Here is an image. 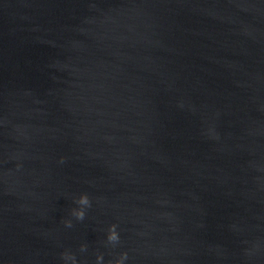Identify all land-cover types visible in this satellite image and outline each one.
Instances as JSON below:
<instances>
[{
    "label": "water",
    "instance_id": "water-1",
    "mask_svg": "<svg viewBox=\"0 0 264 264\" xmlns=\"http://www.w3.org/2000/svg\"><path fill=\"white\" fill-rule=\"evenodd\" d=\"M124 253L264 264V0H0V264Z\"/></svg>",
    "mask_w": 264,
    "mask_h": 264
},
{
    "label": "clouds",
    "instance_id": "clouds-1",
    "mask_svg": "<svg viewBox=\"0 0 264 264\" xmlns=\"http://www.w3.org/2000/svg\"><path fill=\"white\" fill-rule=\"evenodd\" d=\"M78 203L80 205H90V200H89L88 195L86 193L82 194L78 200ZM73 212H74V215L79 219H83V217L85 216V210L83 207L78 209V210L74 209ZM67 223L69 226L71 225V221H67ZM116 228H117V226L115 224L111 225L110 231H109V236H108L109 240L117 241L119 239V234H118ZM126 257H127V253H124L122 255L121 259H119L117 261V264H123V261Z\"/></svg>",
    "mask_w": 264,
    "mask_h": 264
}]
</instances>
